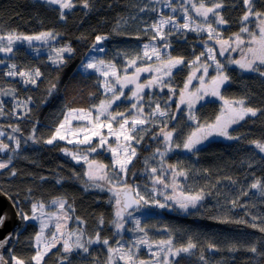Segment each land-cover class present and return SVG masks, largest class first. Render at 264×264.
<instances>
[{
	"label": "trees",
	"instance_id": "16d2710c",
	"mask_svg": "<svg viewBox=\"0 0 264 264\" xmlns=\"http://www.w3.org/2000/svg\"><path fill=\"white\" fill-rule=\"evenodd\" d=\"M224 2L225 7L221 12L229 23L218 27L223 38L227 39L232 33L239 31L244 8L242 0ZM74 3L76 6L67 10L66 19L61 20L58 6L46 3V0H0V33L15 30L25 35H34L51 30L61 34L54 41L56 46L70 44L75 50L74 53L65 55L67 63L62 68L52 64L46 54L33 52L32 49L37 45L33 43L29 45L25 41L16 44L13 53L7 56L0 55V61H3L0 63V108L4 113L0 115V130L4 133L0 140L9 144L11 148L9 155L13 157L7 169H0V189L7 192L20 208L29 213L33 201L47 203L55 197L66 198L75 209L74 216L86 221L83 227L88 235H94L99 230L102 237H108L110 244L115 245L116 241L126 234H116L112 224L108 223L113 219L114 213V200H110L112 194L106 189L100 191L89 187L85 190L84 163L74 162L61 151L62 148L71 147L61 141L47 145L43 140L50 136L63 118L65 105L74 108L88 107L92 103H99L103 98V91L98 88V80L101 79L99 75L92 72L84 73L79 69V64L84 54L91 48L95 36H108V39L102 42L105 52L100 58L114 59L122 71L126 62L123 53H127L130 58L142 52V43L149 41L152 35L150 31L146 34L145 28L158 18L160 11L158 13L150 10L152 7L159 10L155 0H93L94 7L90 11L84 9L79 0H74ZM257 6L264 7V4L257 0ZM140 8L146 10L140 12ZM169 40L172 44L168 49L171 55L184 56L192 60L204 51V44L201 41L207 40V34L184 31L169 37ZM157 42L160 43L159 40ZM208 43L216 49L215 40ZM118 52L121 55L117 56ZM239 56L240 54L233 55L234 58ZM10 64H15L17 70L38 67L43 77L37 85H26L19 76L5 75L10 70L8 67ZM144 65L147 66L146 63ZM228 68L231 82L222 89L223 94L229 98L247 96L252 106L264 108V78L257 73L244 72L235 65H228ZM188 71L187 66L179 72L174 70L172 78L173 87L176 89L174 94L169 93L167 88L154 87L145 89L144 95L146 114L155 107V102H160L163 107V102L168 101V111L176 117L175 120H168V126L169 129H178L179 135L174 136V141L181 147L173 146L166 152L163 165L159 156L153 157L157 147H164L160 143L162 137L154 138V134L163 126L161 119L167 118L157 119L149 124L145 131L137 132V136H143V139L139 145L133 144L137 149V157L134 158L124 178L128 184L139 186L141 194L147 195L153 187L148 170L156 167L159 172L163 167L164 177L169 179L171 173L166 171L167 165H177L188 171L187 177L177 178L183 186L178 191L195 193L203 189L210 194L205 196L198 210L193 209L189 214L180 213L178 210H176L178 212L162 210L142 219L141 226H147L146 230L153 240L167 239L169 232L165 229H170L177 246L186 243L188 237L193 236L198 241V247L191 255L181 254V264H204L200 260L201 255H204L207 264H264V258L245 250V246L264 240V234L250 227L253 223L251 216L264 217V196H261L258 190L249 187L256 178H264V153H260L250 143L253 140H264V114L258 113L256 117H247L233 125L230 129L231 134L240 137L239 139L214 137L197 145L195 152H188L182 147L183 139L196 125L194 121L188 120L186 105H181V109L178 110L175 103ZM57 77L58 90L49 96L46 90ZM147 77L148 75L141 76V80L145 82ZM11 89L15 91L11 95H5ZM89 92L96 93L94 100L89 98ZM128 95L129 90L126 89L124 100L117 101L112 111L131 109V104L135 101L126 100ZM169 95H173V100H168ZM29 96L32 97L28 105L30 112L24 107H16L17 101L22 102ZM219 109V102L216 98L210 97L199 102L195 111L203 123L214 119ZM33 125L37 128L35 135L39 139L38 143L29 139ZM16 127H19V132H13V128ZM9 134L20 140L18 149H14L15 143L8 138ZM90 158L111 164L109 154L103 151L91 153ZM2 160L8 161V157L0 158V161ZM145 160H148L147 165ZM13 170L17 173L15 176L11 175ZM157 188L162 186L157 185ZM163 191L171 192L170 188ZM244 191H247V196L242 194ZM237 198L241 206L232 208L229 202ZM225 215L234 219H245L248 224H219L209 218ZM101 216L105 220L103 225L98 223ZM69 225L71 228L78 226L75 219L70 220ZM134 227L127 224L128 231ZM38 229V224L34 221L22 222L19 236L13 239L9 248L12 252L10 253L8 249L4 255L5 259H10L12 254L26 259L34 255L32 237ZM208 242L218 243L221 250H209ZM229 243L237 244L238 250L228 251ZM60 247L58 245L57 249L45 258L44 264H58ZM89 249V253L76 250L69 254L71 264H104L107 258L106 246L96 243L89 245Z\"/></svg>",
	"mask_w": 264,
	"mask_h": 264
},
{
	"label": "snow or ice",
	"instance_id": "6c2138e0",
	"mask_svg": "<svg viewBox=\"0 0 264 264\" xmlns=\"http://www.w3.org/2000/svg\"><path fill=\"white\" fill-rule=\"evenodd\" d=\"M164 6L171 8L175 13L182 11L183 23H180L176 15H164L159 10L152 7V12H158V18L154 19L150 25L145 28V33L151 32L150 42L143 45V51L136 55L128 57L123 53L126 62L123 70L113 60H106L91 55L90 52H105L100 47L102 42L108 39L107 35H96L89 52L84 54L80 69L83 72L99 74L102 79L98 80V88L103 90V98L99 103H92L88 107L74 108L65 105V111L62 113L63 118L55 126L47 139L43 140L44 144L53 145L57 141H66L68 144L76 146H87L82 150L72 151L69 148H62L61 151L70 156L77 163L83 161L86 170L83 173L85 190L89 187L104 191L105 189L112 195L110 200H114L113 219L108 223L112 224L115 233L118 234L125 229V223L128 218L132 219L135 227L129 229L138 233L135 238L125 244L122 240H117L115 246L110 244L108 237H102L101 232L97 230L94 235H88L83 227L86 221L79 216H74L75 209L69 204L66 198L55 197L51 201H33L31 203L30 213L19 207V204L8 195L3 189H0V197L7 198L11 201V207L18 209L15 215L22 222L39 221V229L32 237L34 242V255L30 258H22L17 255H10V259H5L0 255V264H44L45 258L57 246L60 255L58 264H71L69 254L76 250L83 253H89V245L101 243L107 247V258L104 264H181V254L191 255L194 249L198 247V241L189 236L187 242L177 246L173 240V234L170 229L167 239L153 240L149 237L147 226H141V221L133 216V211H138L144 205L152 204L160 209L178 210L189 214L191 210L199 208L204 200L206 193L203 189L198 192H185L183 186L179 183L178 177H187L188 171L179 168L177 165H167L166 171L171 173L169 179H165V169L162 167L158 172L156 167L150 168L149 175L152 178V190L147 195L141 194L139 186L128 184L125 176L130 170L134 158L137 157V149L133 144L139 145L143 136L138 137L137 132L145 131L147 126L161 119L162 127L160 131L154 134V138L162 137L160 143L163 148L157 147L153 157H163L172 147H181L176 144L174 136L179 135L176 128L169 129L168 120H175L176 117L168 111V101H164V106L160 102H155V107L150 112L145 113L144 95L145 89L159 87L167 88L169 93L174 94L176 89L173 87V76L175 72L182 71L184 66L189 69L188 75L184 81L183 87L179 89L178 100L175 101L176 108L181 109V105H186L188 109V120L195 122L194 129L183 139L182 147L188 152H195L197 145L208 140L212 136H220L229 140H236L240 137L233 136L230 129L233 125L244 121L247 117H256L264 114V108L254 107L250 104L247 96L240 98H229L223 94L222 89L231 82L228 65H235L244 72L257 73L264 78V7L257 6V0H242L244 12L240 17L239 31L232 33L227 39L223 38L218 26L226 25L229 21L222 14L221 9L225 7L224 0H183L179 4V9L171 3V0H163ZM46 3L57 5L59 9V18L66 19L67 10L73 9L76 4L74 0H46ZM79 3L86 10H92L94 7L93 0H79ZM264 4V0H261ZM190 5V7H185ZM146 8H140L144 12ZM195 14V16L192 15ZM200 18V19H197ZM115 31V29H114ZM207 33V40H202L205 51H202L194 59L188 60L184 56H173L167 50L172 47L169 37L179 35L181 32ZM60 33L54 31H41L34 35H25L15 30L6 33H0V53L10 54L14 52V46L17 42L25 41L29 45L33 41H42L47 44L49 41H55ZM159 40L160 43H151ZM215 40L219 46V56L225 57L226 62L217 59L216 49L209 45L208 41ZM74 48L70 44L61 47H54L48 56V60L62 68L66 63L65 54L74 53ZM239 51V58H232L231 53ZM121 53H117V56ZM203 58V59H202ZM153 60L155 61L153 63ZM3 63V61H0ZM147 66H142L144 64ZM141 65V66H138ZM9 71L7 76L22 78L24 84L37 85L43 77L40 68L17 70L15 64L8 65ZM214 67L215 75L210 76L209 70ZM141 73H150L151 78L141 83ZM83 74V73H82ZM199 81V86L194 89L190 87L193 81ZM59 77L50 83L47 93L51 96L58 90ZM131 86L130 99L135 103L131 104V109L124 111H112L113 105L125 97V89ZM15 89H11L5 95H11ZM89 98L95 99L96 93L89 92ZM214 97L221 102V107L214 119L200 122L196 107L206 98ZM168 100H173V95H169ZM32 97H27L24 101H17L16 107H24L29 112L28 105ZM151 102V101H150ZM15 111V110H14ZM0 108V115H3ZM106 130V131H105ZM19 127L13 128V132H19ZM36 125H33L32 134L29 139L33 142H39L35 133ZM4 135L0 132V136ZM15 143L16 148L20 147V140L9 134L8 137ZM115 145L112 143V139ZM251 144L264 153V140H253ZM98 149H104L111 153V164H105L102 161L90 158L91 153H96ZM10 150L9 144L0 140V152ZM8 156V161H0V169H7L12 160ZM148 164V160H145ZM251 167V165H249ZM207 171V170H205ZM17 173L11 172L12 176ZM77 178L80 177L77 175ZM43 179V178H42ZM230 179V178H229ZM59 183V181H57ZM235 183V181H233ZM161 185L162 188H157ZM251 189L259 191L264 196V178H256L249 186ZM170 188L171 194H167L163 189ZM31 189H29V192ZM157 193L163 196V202L157 199ZM247 196V191L242 193ZM232 208L239 207L238 198L229 202ZM54 211L48 210L49 207ZM135 206V208H133ZM131 209V211H130ZM219 224H248L245 219H234L228 215L223 217H209ZM75 219L76 228H71L69 221ZM253 223L250 227L257 229L264 234V217L251 216ZM260 221V223H256ZM10 222L9 211L0 206V231H3L5 225ZM100 225L105 223L101 216L98 220ZM47 230V232H46ZM19 229L13 228L3 239H0V248H4L14 238H18ZM259 245V247H258ZM141 246H145L150 256L148 259H142L138 255ZM207 248L212 251H220V245L216 242H208ZM154 249V250H153ZM264 240L256 241L245 246V250L264 258ZM227 250L230 252L237 251L238 245L229 243ZM11 253L12 250L9 249ZM200 260L207 264L204 255Z\"/></svg>",
	"mask_w": 264,
	"mask_h": 264
},
{
	"label": "rangeland",
	"instance_id": "374dc122",
	"mask_svg": "<svg viewBox=\"0 0 264 264\" xmlns=\"http://www.w3.org/2000/svg\"><path fill=\"white\" fill-rule=\"evenodd\" d=\"M157 3H158V8H159V11H160V13H163L164 15H169V14H172V15H176V17H177V19L179 20V22L180 23H183V18H182V16H183V14H182V11H177V12H175V13H173L172 12V9L171 8H167V7H165L164 6V2H163V0H155ZM182 0H171V3L174 5V6H176L177 7V9H179V4L180 3H182L181 2ZM185 7H190V5H185ZM192 15L193 16H195V14L194 13H192ZM197 19H200V18H198L197 17ZM207 34V33H206ZM20 42H23V41H20ZM150 42V40L149 41H146V42H144V43H142V51H143V45L145 44V43H149ZM19 42H17L16 44H18ZM34 45H37V46H35L33 49H32V51L33 52H35V53H43V54H46L47 56H49V54H50V52H51V49L52 48H54V47H61V46H63V45H60V46H56L55 44H54V41H49L47 44H45V43H43L42 41H33L32 42ZM151 43H157L158 44V42L157 41H152ZM65 45V44H64ZM100 47H102V44L100 45ZM91 49V48H90ZM90 49L87 51V52H89L90 51ZM168 51V50H167ZM204 51H205V48H204ZM169 52V51H168ZM237 52H239V51H237ZM234 53H236V52H232L231 53V57L232 58H234L233 57V54ZM90 54L91 55H95V56H97L98 58H100V56H101V54L102 53H99V52H90ZM216 54H217V59H219V60H224V61H226V59H227V54H226V56L225 57H221V56H219V46L216 44ZM0 55H2V56H7L8 54H4V53H0ZM65 55H67V54H65ZM203 59V58H202ZM155 61L153 60V63H154ZM81 64V63H80ZM80 64H79V66H80ZM144 66H146V65H144ZM79 69H80V67H79ZM82 72H83V70L82 69H80ZM211 71H214V67L213 68H211L210 70H209V78H210V76H212V75H215V71L213 72V73H211ZM89 72H91L90 70H89ZM84 73H88V72H84ZM92 73H94V72H92ZM95 74H97V73H95ZM97 75H99V74H97ZM144 75H148V77L146 78V81L148 80V79H150L151 78V74L150 73H141V76H144ZM101 78V77H100ZM102 79V78H101ZM140 82L141 83H143L144 81H142L141 80V78H140ZM195 83H196V85H195ZM194 85H195V87H198L199 86V81H197V80H194L193 81V85H191L190 87H192L193 89H194ZM126 89H128L129 90V95H128V97H127V99L126 100H129L130 99V91H131V86H128ZM125 89V90H126ZM103 91V90H102ZM124 100V97H122L121 98V100ZM218 102H219V104H220V107H221V102L218 100V99H216ZM106 131V130H105ZM0 132H3L2 130H0ZM3 136V135H2ZM2 136H0V139H1V137ZM214 137H218V136H212V137H210L209 139H211V138H214ZM110 139H112V138H110ZM61 142H64V143H66L68 146H70L71 148H69L70 150H72V151H77V150H82L83 148H86L87 146H76V145H72V144H68L66 141H61ZM112 143H113V145H115V141H114V139H112ZM134 147V146H133ZM80 148H82V149H80ZM14 149L16 150L17 148H16V146H15V144H14ZM98 151H103V152H106L107 154H109V156H110V161L112 160V157H111V153L110 152H108V151H105L104 149H98ZM63 153V152H62ZM64 154V153H63ZM65 155V154H64ZM66 156H68V155H66ZM70 159H72L70 156H68ZM73 160V159H72ZM2 161H4V160H2ZM74 161V160H73ZM4 162H7V161H4ZM74 162H76V161H74ZM79 163H83V161H81V162H79ZM85 165V164H84ZM85 167H86V165H85ZM133 186H135V185H133ZM170 191H171V189H170ZM167 194H171V192H169V193H167ZM157 199H159V200H161V202H163V196H161V195H159V193H157ZM51 209V211H54L55 209L54 208H52V207H50ZM162 210H164V211H167V212H178V211H176V210H170V209H160V208H158V207H156L155 205H152V204H148V205H144V206H142L141 207V209H139L138 211H133V216L134 217H136L137 219H139L140 221L142 220V219H144L145 217H147V216H149V215H153V214H155V213H157V212H159V211H162ZM180 212V211H179ZM181 213V212H180ZM34 222H36L37 224H38V227H39V221L38 220H36V221H34ZM127 224H130V226H135L134 225V223L132 222V219L131 218H128L127 220H126V223H125V229L124 230H122L119 234L120 235H124V234H126V236H124V237H122L120 240H122L125 244H127L129 241H131V240H133L134 238H135V236L136 235H138V233H134V232H132V231H128V229H127ZM131 229V228H130ZM46 232H47V230H46ZM160 240V239H159ZM113 246H115V245H113ZM107 248V247H106ZM154 250V249H153ZM145 254H146V256H145ZM138 255H139V257L140 258H142V259H148L149 258V256H150V253H149V251H148V249L145 247V246H141V248L138 250Z\"/></svg>",
	"mask_w": 264,
	"mask_h": 264
},
{
	"label": "water",
	"instance_id": "95a60500",
	"mask_svg": "<svg viewBox=\"0 0 264 264\" xmlns=\"http://www.w3.org/2000/svg\"><path fill=\"white\" fill-rule=\"evenodd\" d=\"M10 150H6L5 152H0V158H7L8 155L10 154ZM0 206H3V208L7 211H9L10 214V222L5 225L3 231H0V239H3L4 236L11 231L14 227L15 228H20L22 221L19 220V218L15 215V212L17 211L16 208L11 207V201H9L7 198L0 197ZM135 208V206H133ZM141 209V208H139ZM131 211V209H130ZM13 240L6 244L4 248H0V255H5V253L8 251L12 244Z\"/></svg>",
	"mask_w": 264,
	"mask_h": 264
},
{
	"label": "flooded vegetation",
	"instance_id": "af4514ba",
	"mask_svg": "<svg viewBox=\"0 0 264 264\" xmlns=\"http://www.w3.org/2000/svg\"><path fill=\"white\" fill-rule=\"evenodd\" d=\"M236 54H240V53H239V52H236V53H234L233 55H236ZM208 98H210V97H208ZM208 98H207V99H208ZM211 98L214 99V97H211Z\"/></svg>",
	"mask_w": 264,
	"mask_h": 264
}]
</instances>
